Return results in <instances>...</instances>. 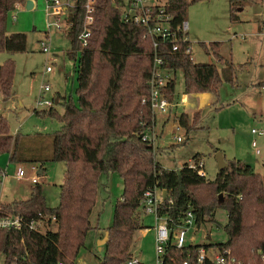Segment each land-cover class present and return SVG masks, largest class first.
I'll use <instances>...</instances> for the list:
<instances>
[{
    "label": "trees",
    "instance_id": "1",
    "mask_svg": "<svg viewBox=\"0 0 264 264\" xmlns=\"http://www.w3.org/2000/svg\"><path fill=\"white\" fill-rule=\"evenodd\" d=\"M70 1L72 7L67 8L64 27L68 40L65 55L74 61L75 98L68 94L56 101L62 105L61 113L53 104L41 110L55 117L59 127L48 141L38 134L34 143L19 132H9L0 116V152L7 154L13 167L27 162L43 169V162L49 160L63 161L64 165L56 205H46L37 180L26 198L0 203V216L19 214L27 222L38 218V212L45 219L52 214L56 227L43 231L25 224L19 228L0 227L3 264H76L83 256L80 248L84 247L87 231L96 227L91 224L90 213L111 173L121 181L120 196L113 203L110 223L98 236L107 230L101 256L88 264H123L130 257L134 232L150 226L141 219L145 213L140 198L146 188L166 189L170 198L163 199L156 208L157 214L167 217L169 228L162 253L164 264H181L185 258L187 264H197L200 246L227 248L243 264H264V170L256 172L246 162L224 157L226 166L208 179L188 162L177 167L162 166L155 160L151 141L141 137L154 122L146 83L154 55L162 59V66L169 73L162 87L169 102L174 99L175 70L181 71L183 92L207 91L217 95L222 81L234 84V73L240 65L236 67L230 59L218 55L213 49L216 41L208 45L213 47L217 59L224 61L226 76L213 62L194 61L190 53L183 52L184 43L174 51L167 41L153 45L151 39L142 37L144 26L122 19L123 0H94L90 33L81 45L78 34L86 0ZM24 2L0 0V50H25L24 32L6 29L14 5ZM165 10L173 16L172 23L179 21L184 15L185 0H167ZM12 73L13 61L7 57L0 63L3 100L12 94ZM174 117L179 125L189 129L185 113ZM197 157L194 154L192 158L196 161ZM188 208L196 223L211 220L215 208L223 209L226 219L221 227L225 240L175 247L171 233ZM208 263L204 257L201 264Z\"/></svg>",
    "mask_w": 264,
    "mask_h": 264
},
{
    "label": "rangeland",
    "instance_id": "2",
    "mask_svg": "<svg viewBox=\"0 0 264 264\" xmlns=\"http://www.w3.org/2000/svg\"><path fill=\"white\" fill-rule=\"evenodd\" d=\"M12 13L14 18L10 15L7 17L6 29L24 32L26 42L23 51L8 53L0 50V63L7 57L13 61L12 94L4 100L0 94V116L5 119L9 132H19L23 135L21 137H26L29 141L33 139L34 143L38 134L48 141L60 122L41 111L46 109L44 105L35 106L36 96L41 84L47 82L50 90L42 93L43 97L57 91L61 96L70 94L74 99V61L65 55L68 40L64 35V27L55 29L54 26L47 28L45 25L44 0H34L30 9L22 5ZM183 17L187 21L186 35L194 61L213 62L219 73H225L226 76L224 61L218 60L217 55L213 53V47L208 45L216 41L214 51L223 59H230L233 65L240 67L235 70L234 84L222 81L218 94L213 95L210 105L195 111L191 105L182 108L178 101L183 82L181 71L175 70L173 94L178 104H169V113L155 112V131L148 133L153 138L151 143L155 160L164 167H177L183 162H193V155L198 154L197 158L202 160L204 176L212 179L218 170L214 153L219 150L225 158L239 159L248 163L254 171L263 172L264 0H185ZM40 40L49 44L47 52L40 49ZM46 64L50 65V71L44 70ZM170 103L173 104L174 101ZM53 107L59 113L62 112L60 102L53 103ZM181 110L187 113L190 124L187 130L174 118ZM251 128L262 129L263 133H252ZM176 134L182 135L183 139L176 141ZM252 140L255 141V146L251 145ZM256 148L258 151H255ZM20 165L25 173L23 177L16 178L11 173L13 164L8 162L7 154L0 152V167L5 168L0 176V199L14 192L20 195L18 192L29 188V178L34 175L42 189L46 205H56L63 161L43 162L42 174L34 173V170L30 169V166L35 164L21 162ZM108 176L106 189L99 190L90 213L91 224L98 226L100 230L96 234L94 228L87 231L84 247L80 248L83 256L79 257L76 264H88V261H96V256H101L102 245L98 247L96 240L101 237L98 236L103 228L110 223L113 203L121 192L119 178L114 173ZM20 188L21 191L13 190ZM141 219L144 225H151L153 221L152 214L149 213L143 214ZM225 219V211L215 208L211 220L200 223L201 229L190 233L194 237L192 242L216 243L225 240L221 227ZM37 227L43 231L54 230L56 226L53 220L45 219ZM148 233L135 238V242L132 238L129 246L130 255L140 252L138 259L143 262L141 264L154 263V243L150 237L152 231ZM0 264H3L1 253Z\"/></svg>",
    "mask_w": 264,
    "mask_h": 264
},
{
    "label": "built area",
    "instance_id": "3",
    "mask_svg": "<svg viewBox=\"0 0 264 264\" xmlns=\"http://www.w3.org/2000/svg\"><path fill=\"white\" fill-rule=\"evenodd\" d=\"M94 0H86L84 4V20L81 31L78 34V39L81 45L86 43L87 37L90 33L89 24L93 20V4ZM167 0H123L120 10L121 17L124 21H131L136 24L144 26V33L142 37H147L152 40V44L156 45L160 41H167L172 51L177 50L181 44L183 45L184 53H191L190 43L188 41L187 32V21L182 17L179 21L172 23L173 16L165 10ZM18 4L14 5V10L18 8ZM33 3H31V7ZM72 7L70 0H44L45 10V25L54 26L55 29H59L61 26H66V12L67 8ZM14 18L13 13L10 14ZM48 29L45 30L47 36ZM188 42V43H185ZM40 49L44 52L48 51L49 44L43 40L39 41ZM191 56V55H190ZM192 58V57H191ZM162 59L154 55L151 64V69L146 83L148 84V102L151 112L160 111L164 113L169 112V107L172 105L162 93V87L165 85L169 73L162 66ZM51 69L49 64L44 67L45 71ZM50 86L47 82L41 84L39 92L37 93L35 106H51L54 103V96L43 97L42 93L49 91ZM144 100V98H142ZM170 104V106H169ZM149 128L142 133V139L153 140L152 136L148 135ZM252 133L262 134V129L251 128ZM176 141H181L183 136L180 134L174 135ZM251 145L255 146V141H251ZM255 151H258L256 148ZM188 166L197 169L199 174H204L202 167V160L188 163ZM34 165L30 166V169H35ZM25 171L21 165L14 167L13 174L16 178L23 177ZM3 175V172H1ZM30 182L34 183L37 181L36 176L31 175L29 178ZM164 199L170 201L167 193ZM161 190L156 188H146L143 190L140 203L144 213L152 214L153 227H154V263L153 264H164L163 263V249L167 243L169 237V228L167 224V217L165 214H157L156 208L162 201ZM38 218L29 219L27 222L22 219L19 214L0 216V227H13L19 228L22 224H25L28 228H38L37 225L45 220L43 213L38 212ZM44 217V219H43ZM49 217V218H48ZM47 221L53 220L54 216L51 214L46 216ZM200 223H196L194 215L191 209H186L182 216L179 218V222L172 230L171 243L175 247H181L186 243H193V234L195 231H199ZM204 257L208 258V264H241L239 260L229 253L227 248L218 249L215 246H204L198 247V254L196 255V263L201 264ZM187 259H183L181 264H187ZM11 264H15L12 262ZM60 264V263H58ZM123 264H141L138 257L130 255Z\"/></svg>",
    "mask_w": 264,
    "mask_h": 264
},
{
    "label": "crops",
    "instance_id": "4",
    "mask_svg": "<svg viewBox=\"0 0 264 264\" xmlns=\"http://www.w3.org/2000/svg\"><path fill=\"white\" fill-rule=\"evenodd\" d=\"M31 3H33L34 4V0H31ZM20 6H22V5H19L18 7H20ZM187 30H188V28H187ZM190 47H191V45H190ZM51 70V69H50ZM49 70V71H50ZM50 95H53L54 96V99H56V101L59 99L60 100V98H61V95L59 94V92H57V91H53L52 93H50ZM63 95H65V94H63ZM62 95V96H63ZM215 96V94H213V93H211V92H207V91H203V92H187V93H185V92H181L180 93V95H179V102L181 103V107L183 108H185V107H188L189 105H191V106H193L194 107V110L193 111H195V110H197V109H199V108H201L202 106H208V105H210V103L213 101V98H214V96ZM173 101H174V103L172 104V105H176V104H178V102H177V100H175V98L173 99ZM54 103H56V102H54ZM171 105V106H172ZM169 109L171 110V108L169 107ZM170 110H169V112H170ZM188 110V109H187ZM190 110H192V108L190 109ZM168 112V113H169ZM181 112H183V113H185V114H187L186 113V111H184V110H181ZM181 112H179V113H181ZM178 113V114H179ZM156 115L154 114V122H153V124H152V126H151V130H149L148 131V133H152V131L154 130V128H155V126H156V117H155ZM175 118V117H174ZM155 131V130H154ZM222 155H223V153H222ZM223 158H224V155H223ZM31 164H35V166H36V168L35 169H33L34 171V173H40V174H42L43 172V169H41V167H38V164L37 163H31ZM0 170H2L3 171V173H4V171H5V168H1L0 167ZM32 170V169H31ZM13 171H14V167H13V169H12V171H11V173H12V175L14 176V174H13ZM30 182V181H29ZM32 182H30V184H28L29 185V188H26L24 191H21L22 190V188H20V189H13V190H20L21 192H18V193H20V195H18L17 193H11L8 197H3V198H1L0 199V203H6V202H9L10 200H12V199H24V198H26L28 195H29V191H30V188H31V186H32ZM143 215V214H142ZM153 224H154V221H152V224L150 225V226H145V227H142V228H139V229H137L136 231H137V233H136V231L134 232V234H133V240H134V242H135V238H138L139 236H143V235H145V234H149L148 232H150V231H152V233L150 234V237L152 238V241H153V236H154V227H153ZM100 230V228L98 227V226H96L95 228H94V232H95V234L98 232ZM136 233V234H135ZM97 237V236H96ZM137 247V246H136ZM135 255L139 258L140 257V252L139 251H137L136 253H135ZM78 261H79V258H78ZM140 261V260H139ZM141 263H143V262H141Z\"/></svg>",
    "mask_w": 264,
    "mask_h": 264
},
{
    "label": "water",
    "instance_id": "5",
    "mask_svg": "<svg viewBox=\"0 0 264 264\" xmlns=\"http://www.w3.org/2000/svg\"><path fill=\"white\" fill-rule=\"evenodd\" d=\"M24 5H25L26 9H30L31 8V0H25ZM54 102H56V99H54ZM214 157H215L216 165H217L218 169L226 166L227 163L223 159V155H222L221 151H219V150L215 151ZM166 193H167L166 189L161 190L162 199L165 198ZM218 196H220V194H218ZM107 234H108L107 230H104L103 235L96 240V244L98 245V247H99V245H101L102 243L105 242V240L107 239Z\"/></svg>",
    "mask_w": 264,
    "mask_h": 264
}]
</instances>
